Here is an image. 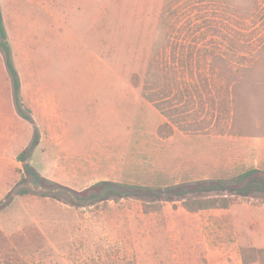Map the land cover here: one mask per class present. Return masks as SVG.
<instances>
[{
	"label": "rangeland",
	"instance_id": "1",
	"mask_svg": "<svg viewBox=\"0 0 264 264\" xmlns=\"http://www.w3.org/2000/svg\"><path fill=\"white\" fill-rule=\"evenodd\" d=\"M0 7L21 102L35 120L17 114L0 49V264H264V193L197 212L180 202L144 212L134 198L73 205L62 187L19 184L23 163L10 161L34 127L45 138L53 115L83 159L69 171L45 168L37 147L27 162L77 191L101 179L166 186L264 170V0H0ZM150 61L196 101L202 95L201 116H210L213 99L219 124L160 138L165 119L141 95ZM44 97L53 105L46 111ZM23 186L30 193L18 195Z\"/></svg>",
	"mask_w": 264,
	"mask_h": 264
},
{
	"label": "trees",
	"instance_id": "2",
	"mask_svg": "<svg viewBox=\"0 0 264 264\" xmlns=\"http://www.w3.org/2000/svg\"><path fill=\"white\" fill-rule=\"evenodd\" d=\"M0 49L4 55L5 66L12 81L15 107L24 119L34 123L32 116L26 112L21 102L20 78L12 61L1 7ZM172 57L175 59L176 55L173 54ZM156 63L155 61H150L141 95L165 119L157 126V135L160 138H167L173 135L176 129L187 134H198L217 126L220 118L219 114L214 113L216 105L214 100H211L212 110L209 112L210 116H201L200 114L204 110L202 95L199 94L198 102L189 88L183 89L184 93L181 88L174 85V80L170 81L161 78L162 76ZM131 82L134 87L139 86L136 82ZM174 88L177 90L174 91ZM39 137L37 127H34L31 142L17 155V160L23 163L24 174L20 177L18 183L32 182L36 186L52 187V189L62 187L74 194V198L70 201L73 205L84 206L98 201H117L123 198H134L143 203L144 212L159 210L160 205L165 202L173 203L174 205L176 202H180L185 210L197 212L205 209H225L234 203L237 198H246L264 193V170L255 167L248 168L230 177L201 178L166 186L101 180L77 191L44 177L31 163L27 162V159L39 143ZM28 193H30V190L25 186L17 190L18 195H26ZM38 194L57 198L56 194L53 193L41 192ZM6 195L8 196L9 192ZM243 263L245 264V262Z\"/></svg>",
	"mask_w": 264,
	"mask_h": 264
},
{
	"label": "crops",
	"instance_id": "3",
	"mask_svg": "<svg viewBox=\"0 0 264 264\" xmlns=\"http://www.w3.org/2000/svg\"><path fill=\"white\" fill-rule=\"evenodd\" d=\"M21 83V81H20ZM21 88V86H20ZM52 102H50L47 98L44 97V105H43V108L42 110L44 109L45 111L49 108H52ZM17 111V110H16ZM17 114L22 117L18 111H17ZM23 118V117H22ZM33 118V117H32ZM164 118V117H163ZM24 119V118H23ZM34 120V119H33ZM35 121V120H34ZM57 121V118H54L53 115H51V117L48 119V122H47V131H48V134L46 133L45 134V138L44 137H41L40 135V138H39V143L38 145L36 146L37 147H40L42 149V151L44 152V162H49L50 164L48 166H46L45 168H59L61 170H73L74 169V163L73 160L74 158H78L76 160L79 161V160H82L83 157H84V154L80 153V157H79V151H75L73 149V147H71V145H68L65 141V136L63 135V133L57 131L54 126H55V122ZM37 122V121H36ZM162 123V122H161ZM160 124V123H159ZM158 124V125H159ZM157 125V126H158ZM156 130H157V127H156ZM172 136V135H171ZM170 136V137H171ZM0 138L3 140L5 139V129H3V126L1 127V130H0ZM169 138V137H167ZM163 139V138H162ZM26 145V144H25ZM24 145V146H25ZM35 148V149H36ZM35 149L33 150L32 152V156H33V153L35 151ZM23 150V149H22ZM81 152V151H80ZM17 155L18 153L14 154L13 157L10 159L11 163L12 161H16L17 160ZM3 160H6L5 156L3 157ZM18 161V160H17ZM21 162V161H19ZM4 168H5V165L2 166L1 168V173H0V178H4V175H5V172H4ZM66 175V173H63L62 176ZM48 178V177H47ZM203 178H210V177H203ZM212 178V177H211ZM50 179V178H49ZM53 179H57L55 177H52L51 180ZM201 179V178H199ZM101 180H110V181H115V182H122V183H134V182H124V181H119V180H112V179H101ZM101 180H98V181H101ZM55 181V180H53ZM98 181H95V182H98ZM57 182V181H55ZM94 182V183H95ZM59 183V182H57ZM66 183H69V182H66ZM93 184V183H92ZM91 185V184H90ZM5 192V189L3 191V193ZM5 194V193H4Z\"/></svg>",
	"mask_w": 264,
	"mask_h": 264
}]
</instances>
